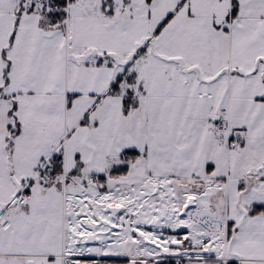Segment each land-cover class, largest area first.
Segmentation results:
<instances>
[{
  "label": "snow or ice",
  "instance_id": "6c2138e0",
  "mask_svg": "<svg viewBox=\"0 0 264 264\" xmlns=\"http://www.w3.org/2000/svg\"><path fill=\"white\" fill-rule=\"evenodd\" d=\"M0 264H264V0H0Z\"/></svg>",
  "mask_w": 264,
  "mask_h": 264
}]
</instances>
